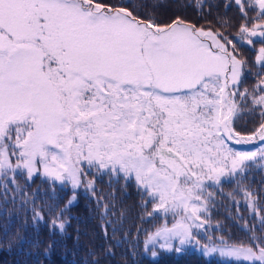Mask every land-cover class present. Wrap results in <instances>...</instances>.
Returning <instances> with one entry per match:
<instances>
[{
  "label": "snow or ice",
  "instance_id": "snow-or-ice-1",
  "mask_svg": "<svg viewBox=\"0 0 264 264\" xmlns=\"http://www.w3.org/2000/svg\"><path fill=\"white\" fill-rule=\"evenodd\" d=\"M233 5L238 23L225 12L197 26L180 16L160 24L104 0H0L4 212L19 201L21 210L31 206L34 228L44 224L51 236L65 235L77 190L95 192L89 172L122 177L154 202L153 212L182 213L172 227L146 236L144 253L156 258L157 248L182 254L198 247L204 255L264 264L260 194L247 188L245 201L259 221L243 225L248 243L209 235L205 244L198 238L209 224L208 187L222 178L247 179L249 162L264 168V0H224L225 10ZM195 6L209 15L219 7L212 0H196ZM244 46L256 51L259 69L251 89L243 86L250 72ZM256 116L257 126L242 132V122ZM232 142L257 147L240 151ZM18 175L27 182L40 175L53 185L70 184L72 195L63 206L57 201L38 207V197L24 191ZM96 202L103 209L105 243L90 251L86 264H102L126 243L135 257L139 241L123 230V212L118 217L114 204ZM16 237L30 248L43 245L46 258L57 243L19 232Z\"/></svg>",
  "mask_w": 264,
  "mask_h": 264
},
{
  "label": "trees",
  "instance_id": "trees-1",
  "mask_svg": "<svg viewBox=\"0 0 264 264\" xmlns=\"http://www.w3.org/2000/svg\"><path fill=\"white\" fill-rule=\"evenodd\" d=\"M104 2L118 7H128L130 10L135 8L137 9L136 14L141 18H148L151 15L155 17V22L160 24L170 23L176 16H180L199 26L206 21H214L218 14L225 15V12L227 16L233 18L234 22H239V13L235 5L225 10L224 0H212L219 7H213L211 15L208 14L206 7L203 12L198 11L195 6L196 0H104ZM146 3H156L160 7L155 9L140 7ZM201 15L204 16V19H201ZM232 31L234 33L235 29ZM259 46L257 44L256 48ZM240 50L248 61L247 68L250 69V72L245 73L246 78L243 86L251 89L256 83L255 73L259 70L254 62L256 51L249 46H244ZM258 121V116L254 119L246 118L245 122H242L244 126L240 130L245 134L250 133L257 126ZM232 146L240 151L255 149L252 148L254 144L248 145L250 146L248 147L232 143ZM249 163L250 170L247 172V179L232 178L230 181L222 182L221 189H214L210 192L212 198L211 196L207 197L209 207L208 215L205 217L209 221V224L206 225L207 232L205 229L198 230L200 233L198 238L201 243L208 242L209 235L213 239L223 237L229 244L248 243V233L243 225L258 223V216L254 215L253 210L248 207L245 201L240 202L238 199L227 201L228 195L225 191L243 186V188L260 194V215H264V169L260 167L259 161L255 164ZM88 179H95V192L93 194L84 188L77 190V199L67 212L70 223L65 235L57 233L55 236H51L44 224H41L39 228H34L31 220V206L21 210L19 201L15 208L12 204H8L7 208L10 214L5 213L3 207L0 206V264H37V261L41 264H86V261H91L90 251L98 250L105 243L100 217L103 209L98 207L96 202L101 198L103 203H108L110 206L115 205L113 212L116 216L119 217L123 212V230L129 232L133 239L139 241L136 245L135 257L129 254L128 250L131 245L126 243L124 247L116 249L115 257L108 258L102 264H248L246 261L204 255L197 250L198 247L186 249L182 254L168 253L157 248L158 256L151 257L150 253L143 252V241L146 236L156 228L163 227L165 224L172 225L174 221H179L182 213L153 212L154 202L149 201V198L137 189L135 181L132 179L127 182L122 177L118 180L116 178L110 180L109 176H98L93 172H89ZM17 181L24 186L26 193L35 194L38 197L36 200L38 207L46 202L55 203L57 201L63 206L72 195L70 184L61 186L57 183L53 185L50 180L40 175L34 176L31 182H27L24 176L18 175ZM240 197L245 198L244 195H240ZM143 201H148L146 206ZM149 212H153L152 216L147 215ZM109 219H112V216H109ZM17 232L29 239L37 237L43 241L54 239L57 243L51 255L46 258L43 255V245L40 248H30L26 243H17ZM77 235L79 240L76 239ZM217 241L219 240L217 239Z\"/></svg>",
  "mask_w": 264,
  "mask_h": 264
},
{
  "label": "rangeland",
  "instance_id": "rangeland-1",
  "mask_svg": "<svg viewBox=\"0 0 264 264\" xmlns=\"http://www.w3.org/2000/svg\"><path fill=\"white\" fill-rule=\"evenodd\" d=\"M251 15H252V13H251ZM257 48H259V47H257ZM233 144H235L234 142H232ZM252 144H254V146L252 147V148H255V147H257V145H256V143H247V144H235V145H240V146H248V145H252ZM233 147V146H232ZM248 147H250V146H248ZM252 150V149H251ZM261 167V166H260ZM262 169H264V168H262ZM87 171V170H86ZM94 173V172H93ZM96 175H98V174H96ZM99 176V175H98ZM256 177V176H255ZM223 180H222V182H227V181H230L232 178H222ZM221 182V183H222ZM221 183L219 184V185H216V184H212L210 187H208V192L210 193L212 190H214V189H221ZM242 188H243V186H238V187H233V188H231L230 190H226L225 192L227 193V201H231V200H233V199H238V201H245V198L244 199H242V197H240V195L242 196V195H244V192L242 191ZM238 195V196H237ZM240 197V198H239ZM206 198H207V196H206ZM211 198H212V196H211ZM245 203H246V201H245ZM249 207V206H248ZM179 212V214L181 213L180 212V210L179 209H176L175 210V214L176 213H178ZM173 213V212H172ZM174 214V213H173ZM177 222V221H176ZM175 221L172 223V225L174 224V223H176ZM172 225H166L165 224V226H167V227H172ZM164 227V226H163ZM160 228H162V227H160ZM156 229H158V228H156ZM156 229L154 230V231H152L151 233H153V232H155L156 231ZM209 242V241H208ZM208 242H206V243H208ZM205 243V244H206ZM217 243H219V241H217ZM199 252H202V250L201 249H197ZM207 256H214V257H218V258H221V259H233V260H235V261H244V260H238V259H236V258H234V257H229V256H222V255H220L219 253H213V254H211V255H207ZM247 262V261H246Z\"/></svg>",
  "mask_w": 264,
  "mask_h": 264
}]
</instances>
